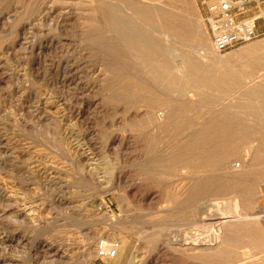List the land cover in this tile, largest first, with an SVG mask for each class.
Listing matches in <instances>:
<instances>
[{"label": "rangeland", "instance_id": "obj_1", "mask_svg": "<svg viewBox=\"0 0 264 264\" xmlns=\"http://www.w3.org/2000/svg\"><path fill=\"white\" fill-rule=\"evenodd\" d=\"M205 15L0 0V264H264L252 221L180 246L264 209V4L257 38L220 52Z\"/></svg>", "mask_w": 264, "mask_h": 264}, {"label": "built area", "instance_id": "obj_2", "mask_svg": "<svg viewBox=\"0 0 264 264\" xmlns=\"http://www.w3.org/2000/svg\"><path fill=\"white\" fill-rule=\"evenodd\" d=\"M204 7L205 22L211 36L213 48L216 51L232 49L240 44L257 38V24L261 15V5L264 0H201ZM253 5L258 13L249 15L237 21L235 13H245ZM118 244L98 247L99 256L112 258L118 251Z\"/></svg>", "mask_w": 264, "mask_h": 264}, {"label": "bare ground", "instance_id": "obj_3", "mask_svg": "<svg viewBox=\"0 0 264 264\" xmlns=\"http://www.w3.org/2000/svg\"><path fill=\"white\" fill-rule=\"evenodd\" d=\"M201 38H203L204 41H205L206 37H205V35H202ZM202 42L203 41H200L199 48L202 47V50L206 51V47H205V45ZM260 79H262V77H260L258 80H260ZM257 84H259V83H257ZM253 85H255V84H253ZM165 116L164 115L156 116V122L162 124ZM198 126H199V123H198ZM199 127H201V126H199ZM247 148H249V151H250V147H247ZM246 154H245V156H246ZM247 156H248V154H247ZM247 156L245 157V159L247 158ZM243 165H245V162L243 163ZM255 208H256V211H251L249 213L240 214V215L239 214H232V213H230L228 211V209L225 212H223V214H221V215H218L217 213H216L217 215L216 214L212 215L211 216V220H212V223H211L212 234L210 235V240L204 241L201 244L202 241H198L197 239L196 240L192 239V241L190 240V241H187V242H181L180 246H184V247L187 246L189 248L192 247L193 250H194V248H203V249H207V250L210 249L211 250V248L215 247V244H217L218 237H220L219 234H222L221 231L223 229H225V228L233 227V226H237V225L238 226L239 225H244V224L247 225V223L249 224L251 221L254 222V223L256 222L261 227H264V215H263L264 209H263V207L258 206V205H256ZM213 250H215V249H213Z\"/></svg>", "mask_w": 264, "mask_h": 264}, {"label": "crops", "instance_id": "obj_4", "mask_svg": "<svg viewBox=\"0 0 264 264\" xmlns=\"http://www.w3.org/2000/svg\"><path fill=\"white\" fill-rule=\"evenodd\" d=\"M262 30V25L258 26V31L260 32Z\"/></svg>", "mask_w": 264, "mask_h": 264}]
</instances>
